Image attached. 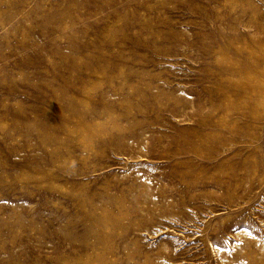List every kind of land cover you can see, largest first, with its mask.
<instances>
[{"label": "rangeland", "instance_id": "1", "mask_svg": "<svg viewBox=\"0 0 264 264\" xmlns=\"http://www.w3.org/2000/svg\"><path fill=\"white\" fill-rule=\"evenodd\" d=\"M0 264H264V0H0Z\"/></svg>", "mask_w": 264, "mask_h": 264}]
</instances>
